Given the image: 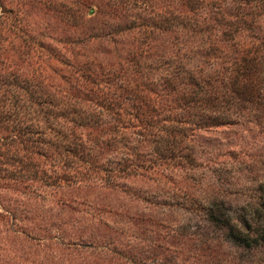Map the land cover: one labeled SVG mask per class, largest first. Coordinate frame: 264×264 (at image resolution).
Returning <instances> with one entry per match:
<instances>
[{
    "label": "trees",
    "instance_id": "1",
    "mask_svg": "<svg viewBox=\"0 0 264 264\" xmlns=\"http://www.w3.org/2000/svg\"><path fill=\"white\" fill-rule=\"evenodd\" d=\"M64 1L82 20L70 71L58 68L57 84L0 74V142L30 143L27 157L48 159L60 188L124 190L201 164L200 131L245 120L264 129V0ZM257 189L254 202L212 197L204 210L264 261V180Z\"/></svg>",
    "mask_w": 264,
    "mask_h": 264
},
{
    "label": "rangeland",
    "instance_id": "2",
    "mask_svg": "<svg viewBox=\"0 0 264 264\" xmlns=\"http://www.w3.org/2000/svg\"><path fill=\"white\" fill-rule=\"evenodd\" d=\"M2 1L0 28L9 29L0 74L9 68L20 83L31 73V84L59 83L58 68L69 72L83 50L73 44L81 18L64 0ZM90 43L80 44L84 52ZM255 126L200 131L201 164L132 178L124 190L60 188L48 159L27 157L30 143L0 142V264H264L260 251L230 244L204 210L212 197L233 206L255 201L264 180V129ZM76 199L84 201L78 209Z\"/></svg>",
    "mask_w": 264,
    "mask_h": 264
}]
</instances>
